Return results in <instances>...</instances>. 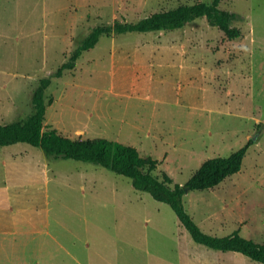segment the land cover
Instances as JSON below:
<instances>
[{
	"label": "rangeland",
	"instance_id": "1",
	"mask_svg": "<svg viewBox=\"0 0 264 264\" xmlns=\"http://www.w3.org/2000/svg\"><path fill=\"white\" fill-rule=\"evenodd\" d=\"M212 1L0 0V122L33 112L40 79L93 28ZM221 7L242 16L239 39L206 18L171 32L102 37L54 79L44 130L135 146L159 161L155 175L182 185L205 160L253 140L240 172L184 201L206 233L238 231L264 244V0ZM28 220L38 228L22 226ZM48 256L57 264H260L195 243L168 204L122 175L48 160L28 143L0 147V264H53Z\"/></svg>",
	"mask_w": 264,
	"mask_h": 264
},
{
	"label": "trees",
	"instance_id": "2",
	"mask_svg": "<svg viewBox=\"0 0 264 264\" xmlns=\"http://www.w3.org/2000/svg\"><path fill=\"white\" fill-rule=\"evenodd\" d=\"M222 0L211 3L200 2L181 5L177 8L153 13L136 22L115 20L100 25L81 40L70 58L52 74L42 77L33 96V112L26 118L9 123L0 122V147L17 143H28L44 151L47 159H72L102 166L118 175L130 179L138 191L149 193L155 200L168 204L193 241L217 252L237 253L250 260L264 264V244L246 238L238 231L226 236L206 233L193 219L185 207V195L192 190H206L221 184L228 177L241 171L246 154L253 144L249 140L228 156H216L205 160L185 184H179L167 173L161 176L154 171L159 161L144 157L132 145L103 137L71 138L56 129L44 130L47 112V93L54 79L61 78L66 71L73 70L82 54L94 48L102 37L148 32H171L187 24L206 18L218 27L230 40L242 36L236 22L242 16L221 7Z\"/></svg>",
	"mask_w": 264,
	"mask_h": 264
},
{
	"label": "crops",
	"instance_id": "3",
	"mask_svg": "<svg viewBox=\"0 0 264 264\" xmlns=\"http://www.w3.org/2000/svg\"><path fill=\"white\" fill-rule=\"evenodd\" d=\"M27 222H28V223L25 222V224L22 225V226H25V227L27 228V230H29V229H31V228H33V227H34L33 229H37V228H38V225L40 224V223H39V224L37 225V224L34 223V222H33L32 224H30V221H29V220H28ZM46 249H47V248H42V249H41V248H29V249H28V252L31 253V254L34 253V254H36V255H40V254H49L48 251H46ZM50 254H52V253H50ZM52 255H53V254H52ZM54 258H56V257H54V256H48V257L45 258V259H48V260H46L47 262H49V263H53L52 261H53ZM53 264H57V263H53Z\"/></svg>",
	"mask_w": 264,
	"mask_h": 264
},
{
	"label": "bare ground",
	"instance_id": "4",
	"mask_svg": "<svg viewBox=\"0 0 264 264\" xmlns=\"http://www.w3.org/2000/svg\"><path fill=\"white\" fill-rule=\"evenodd\" d=\"M117 74H118V73H117ZM115 77H116V76H115ZM114 81H115V80H114ZM114 83H115V82H114ZM118 85H119V84H118ZM118 85H117V86H118ZM114 88H115V87H114ZM114 88H113V89H114Z\"/></svg>",
	"mask_w": 264,
	"mask_h": 264
}]
</instances>
